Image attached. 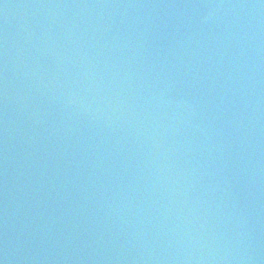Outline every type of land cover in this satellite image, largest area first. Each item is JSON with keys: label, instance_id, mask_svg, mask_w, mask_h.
Listing matches in <instances>:
<instances>
[{"label": "water", "instance_id": "1", "mask_svg": "<svg viewBox=\"0 0 264 264\" xmlns=\"http://www.w3.org/2000/svg\"><path fill=\"white\" fill-rule=\"evenodd\" d=\"M0 99L83 264H264V0H0Z\"/></svg>", "mask_w": 264, "mask_h": 264}]
</instances>
